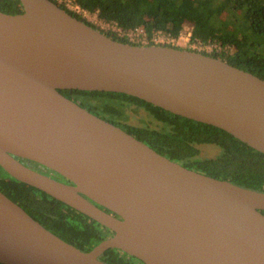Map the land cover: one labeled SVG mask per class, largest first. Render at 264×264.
<instances>
[{
	"label": "water",
	"instance_id": "1",
	"mask_svg": "<svg viewBox=\"0 0 264 264\" xmlns=\"http://www.w3.org/2000/svg\"><path fill=\"white\" fill-rule=\"evenodd\" d=\"M20 1L21 13L0 10V166L113 235L83 251L0 190V262L107 264L116 248L144 264H264L263 191L190 169L60 92L126 93L264 153V79L200 51L117 40L53 0Z\"/></svg>",
	"mask_w": 264,
	"mask_h": 264
},
{
	"label": "trees",
	"instance_id": "2",
	"mask_svg": "<svg viewBox=\"0 0 264 264\" xmlns=\"http://www.w3.org/2000/svg\"><path fill=\"white\" fill-rule=\"evenodd\" d=\"M53 1L99 29L81 13L70 10L65 3ZM75 2L83 9L97 12L101 20L115 24L123 32L141 27L147 33L148 42L143 43L115 31L100 29L126 43L184 48L169 43H156L153 37L159 31L178 37L185 25H190L192 40H214L224 47L233 48L232 54L200 52L224 59L264 79V0ZM0 10L17 14L23 12L24 8L20 0H0ZM60 92L190 169L264 192V153L222 128L175 114L126 93L80 89H60ZM141 112L146 117L141 116L140 123L130 122ZM209 145L218 148V153L214 156H201L202 147ZM0 190L46 228L83 251L92 250L113 233L106 226L61 200L15 179L1 166ZM100 259L107 264H144L140 259L116 248L106 250Z\"/></svg>",
	"mask_w": 264,
	"mask_h": 264
},
{
	"label": "built area",
	"instance_id": "3",
	"mask_svg": "<svg viewBox=\"0 0 264 264\" xmlns=\"http://www.w3.org/2000/svg\"><path fill=\"white\" fill-rule=\"evenodd\" d=\"M60 2L65 3V5L72 11L77 13H81L84 17L90 15L91 13L97 12H90L86 9L81 8L78 4H76L75 0H59ZM114 26V31L117 32L119 35H127L130 39L138 38L137 40L143 43L148 42L147 33L141 28L131 29L127 32H123L122 29L118 28L115 24L107 23ZM192 29L188 32V36L186 39L190 41L191 48L198 49L200 51H207V52H218V53H233V48L230 46H222L219 42L214 40L203 41L201 39L192 40ZM183 39V36L180 34L178 37H173L166 33L165 31L157 32L154 37L153 41L156 43H163V41L167 40L169 44L176 45L178 41ZM147 40V41H146ZM192 41V42H191Z\"/></svg>",
	"mask_w": 264,
	"mask_h": 264
},
{
	"label": "rangeland",
	"instance_id": "4",
	"mask_svg": "<svg viewBox=\"0 0 264 264\" xmlns=\"http://www.w3.org/2000/svg\"><path fill=\"white\" fill-rule=\"evenodd\" d=\"M85 18L87 20H89L90 22H92L93 24H95L96 26L99 27V29H102V30H107V31H114V26L110 25V24H107L106 22H104L103 20H101L99 17H98V13H91L90 15L88 16H85ZM192 29V27L190 25H185L184 29L182 30L181 32V35L183 36V39L179 40L178 41V44L176 45H179L181 47H184V48H191V43L190 41H188L186 38L188 36V32ZM138 38H134L133 40L134 41H138L137 40ZM147 41V40H146ZM192 42V41H191ZM163 43H168L167 40L163 41ZM193 49V48H192ZM198 50V49H197ZM200 51V50H198ZM146 117V115L144 114V112H141L140 115H137L136 117H133L130 122L132 123H140L141 120H140V117ZM218 153V148L214 147V146H203L202 147V153H201V156H214Z\"/></svg>",
	"mask_w": 264,
	"mask_h": 264
},
{
	"label": "flooded vegetation",
	"instance_id": "5",
	"mask_svg": "<svg viewBox=\"0 0 264 264\" xmlns=\"http://www.w3.org/2000/svg\"><path fill=\"white\" fill-rule=\"evenodd\" d=\"M22 163H24L25 165L37 170V171H40L44 174H47L51 177H54L58 180H61V181H64V182H70L68 181L66 178H64L63 176H61L59 173H57L56 171L48 168V167H45L43 165H41L40 163H37V162H34L32 160H29V159H25V158H20V157H17ZM104 208V207H102ZM105 210L109 211L108 209L104 208ZM110 212V211H109ZM113 235V233L111 234ZM110 235V236H111ZM137 264H141L140 262H137Z\"/></svg>",
	"mask_w": 264,
	"mask_h": 264
}]
</instances>
